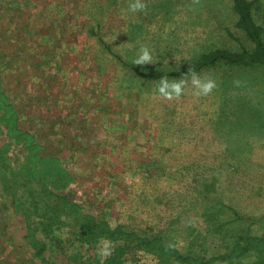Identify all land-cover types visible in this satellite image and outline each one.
Here are the masks:
<instances>
[{"label": "rangeland", "instance_id": "374dc122", "mask_svg": "<svg viewBox=\"0 0 264 264\" xmlns=\"http://www.w3.org/2000/svg\"><path fill=\"white\" fill-rule=\"evenodd\" d=\"M23 1L0 0V85L9 94L0 90L2 253L24 238L30 251L45 244L49 258L17 250V264H176L158 259L150 229L167 223L165 236L189 256L206 250L193 246L202 224L191 205L163 198L176 202L206 178L223 197L212 214L224 242L248 239L252 264H264V66L219 60L181 76L142 75L189 69L218 48L251 49L232 0H28L20 13ZM255 1L264 38V0ZM59 167L75 175L62 192L81 204L75 225L70 205L42 206ZM44 213L61 223L54 231L44 230ZM28 217L37 230L24 235Z\"/></svg>", "mask_w": 264, "mask_h": 264}, {"label": "trees", "instance_id": "16d2710c", "mask_svg": "<svg viewBox=\"0 0 264 264\" xmlns=\"http://www.w3.org/2000/svg\"><path fill=\"white\" fill-rule=\"evenodd\" d=\"M148 1V0H145ZM153 1V0H151ZM24 4H19L18 7L20 8V13H23V10H25L27 7L32 6V1H23ZM233 2V10L235 13L238 15V20H237V26L245 33L246 37L248 40L252 43V48L247 49L245 47H242L239 51H230L228 49H214L209 52L203 53L198 60L195 61L193 67L189 69H181V70H162V71H149V72H142V75L144 79L146 80H155L159 78H165L168 76H181L186 73H195L200 71L202 68L209 66L211 64H214L215 62L219 60H223L228 64H241L244 66H248L250 64H258V65H263L264 66V38H263V28L260 24L254 20L253 15H252V9L255 4V0H232ZM25 16L21 15L20 18H18V21L23 22V18ZM24 23V22H23ZM0 90L3 95L9 99V94L7 89L3 87V81L1 82L0 85ZM13 102V101H12ZM11 106L16 110L17 116L19 115L17 110H19L18 106L15 104L10 103ZM15 105V106H14ZM18 108V109H17ZM21 109V108H20ZM18 120V119H17ZM57 166V165H56ZM2 167L4 168V164L2 163ZM1 168V167H0ZM61 169V172L64 174H56L54 179V182H50L49 184H46L45 182L44 185V190L43 192V197H45V201L42 206H45L44 208L46 210H49L52 208L54 209L55 206L50 205L49 199L53 198L54 200L51 201H57L65 203L67 205H70L71 208L69 209V212L66 213L68 215L71 213L72 218L66 216L68 218L69 222L67 224L69 225H75V217L73 214L74 208L79 209L81 207V204L78 201H75L74 199H71L68 195L62 194L64 190L71 185V182L75 175H72L68 170ZM60 175V179L56 178ZM53 178V175L51 176ZM59 179V180H58ZM61 180V181H60ZM207 179H199L198 181L193 180L192 183L193 186L191 187L186 186V188H190L189 191L187 192L188 195H180L179 199L174 201V195L173 193L167 195L165 194L163 198H165L169 203L171 200L172 203H177L179 201V206L181 203L184 209L187 211L190 209L189 207L185 208L186 206L191 205L193 211L196 213L197 217L201 219V224L202 227L199 229L198 233H196V239L194 240L195 244L193 246H199V249L202 248V244H206V250H203L201 252H193L192 256H189L185 251H184V244H180V247L177 246L179 245L178 239H173L169 240L165 236L164 230H166V225L167 223H162L161 228L158 229L153 233V230H151L153 236L150 237L152 239L150 242L152 246L154 247L153 252L157 255L158 259L161 260L162 262H170L171 260H175L176 264H252V260H250V255H249V241L248 239L245 240L242 236H227L228 240L227 243L224 242V233H226V230L221 228L219 229V221L216 218V212L212 214V209H215L216 205L220 203V201L223 199L221 196V191L216 188V185L213 183H210L209 186L205 184ZM53 181V179H52ZM191 180L189 181V183ZM103 199H96L95 201H102ZM12 208L16 211L20 210V207L16 200H12ZM35 206L33 207L36 210H39V207H37L38 202L34 203ZM177 204V206H178ZM3 205V203H2ZM7 206V204H6ZM8 204V207H11ZM33 206V205H32ZM93 206V205H92ZM96 207L99 206L94 205ZM101 206V205H100ZM75 209V210H76ZM102 211H105L102 207L99 208ZM171 208H169L170 210ZM182 209V208H181ZM90 210H94L93 207ZM96 214H98L96 212ZM45 215V226L44 230L48 232L49 231H54L53 227L55 225H60L61 223L57 220V217L51 215L46 216ZM86 217L90 221H94V218L98 217V215H95L93 212L86 213ZM27 222L33 224V229H27L26 233L24 235H27L31 232L36 231L37 227L35 226V221L32 219V217L27 218ZM169 220L170 217H167ZM77 221V220H76ZM187 221V220H186ZM25 222V221H24ZM59 222V224H58ZM95 222V221H94ZM185 224V223H184ZM94 225V223H93ZM181 225V224H180ZM186 229V228H183ZM182 232H184V230ZM188 230V228H187ZM191 230V229H190ZM218 232V238H216ZM110 233V234H109ZM109 233L106 236H113L115 237V233L113 231H109ZM189 233V230L187 231ZM193 233V232H192ZM80 234H83L80 232ZM95 234V233H93ZM228 235V233H227ZM231 235V234H229ZM118 237V235L116 236ZM87 238V237H86ZM82 237V236H77L75 240L79 241L81 246L85 243H89L88 240ZM215 239H219L216 241ZM199 241L202 244H198ZM222 241V244H221ZM30 242V241H29ZM197 243V244H196ZM214 244V245H213ZM221 248L224 246V250H226V253H222L221 250H219V245ZM46 245L43 244L40 246L37 251V253H42L45 251ZM212 251L211 253L209 251ZM221 251V252H220ZM222 253V254H221ZM225 258H224V256Z\"/></svg>", "mask_w": 264, "mask_h": 264}, {"label": "crops", "instance_id": "0c3cea01", "mask_svg": "<svg viewBox=\"0 0 264 264\" xmlns=\"http://www.w3.org/2000/svg\"><path fill=\"white\" fill-rule=\"evenodd\" d=\"M9 229L10 228H8V230ZM8 232L11 233L12 231L9 230ZM8 232H5V233H8ZM17 244L19 245V248H17V245L14 243L12 248H10V249L8 248V249L4 250L5 251V254L7 253L9 256L8 255H5L4 253H2L1 247H0V264H17L16 263L17 262L16 261V258L12 256V254L15 255L18 252L17 250H21V251H24V252H28L31 256L34 253H36V249L34 251L33 250L32 251L29 250V246L27 247V241L24 238L19 239V242ZM45 254H46L45 260L47 261L48 258H49V253L48 252H45ZM43 259L44 258H42V261H43ZM42 261H38V262H40L42 264ZM43 262H45V261H43ZM18 264H27V262H24V263L19 262ZM37 264H39V263H37Z\"/></svg>", "mask_w": 264, "mask_h": 264}]
</instances>
